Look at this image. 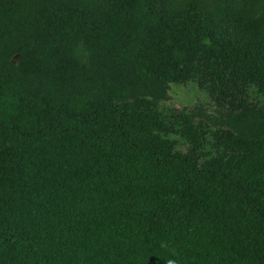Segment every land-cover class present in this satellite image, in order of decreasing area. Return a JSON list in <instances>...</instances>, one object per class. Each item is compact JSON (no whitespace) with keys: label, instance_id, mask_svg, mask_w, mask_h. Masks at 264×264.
<instances>
[{"label":"trees","instance_id":"1","mask_svg":"<svg viewBox=\"0 0 264 264\" xmlns=\"http://www.w3.org/2000/svg\"><path fill=\"white\" fill-rule=\"evenodd\" d=\"M0 264H264V0H0Z\"/></svg>","mask_w":264,"mask_h":264},{"label":"rangeland","instance_id":"2","mask_svg":"<svg viewBox=\"0 0 264 264\" xmlns=\"http://www.w3.org/2000/svg\"><path fill=\"white\" fill-rule=\"evenodd\" d=\"M170 99L168 106H175L179 109L199 111L204 108L207 112H214L217 108L208 90L201 87L196 81H190L186 84H173L170 87ZM178 140V149L186 152L188 143L179 135H174Z\"/></svg>","mask_w":264,"mask_h":264}]
</instances>
